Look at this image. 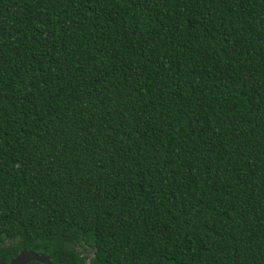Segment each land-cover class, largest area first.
Listing matches in <instances>:
<instances>
[{
  "label": "trees",
  "instance_id": "1",
  "mask_svg": "<svg viewBox=\"0 0 264 264\" xmlns=\"http://www.w3.org/2000/svg\"><path fill=\"white\" fill-rule=\"evenodd\" d=\"M23 250L264 264V0H0V259Z\"/></svg>",
  "mask_w": 264,
  "mask_h": 264
},
{
  "label": "water",
  "instance_id": "2",
  "mask_svg": "<svg viewBox=\"0 0 264 264\" xmlns=\"http://www.w3.org/2000/svg\"><path fill=\"white\" fill-rule=\"evenodd\" d=\"M31 262H37L40 264H52L51 261L42 255L35 254L30 251H20L15 257L8 262L4 259H0V264H29Z\"/></svg>",
  "mask_w": 264,
  "mask_h": 264
},
{
  "label": "rangeland",
  "instance_id": "3",
  "mask_svg": "<svg viewBox=\"0 0 264 264\" xmlns=\"http://www.w3.org/2000/svg\"><path fill=\"white\" fill-rule=\"evenodd\" d=\"M89 256H92V254H90Z\"/></svg>",
  "mask_w": 264,
  "mask_h": 264
}]
</instances>
